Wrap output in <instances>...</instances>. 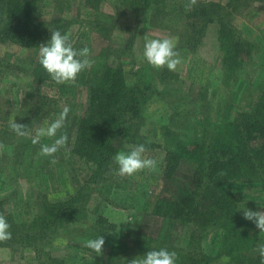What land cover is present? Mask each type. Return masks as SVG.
I'll list each match as a JSON object with an SVG mask.
<instances>
[{
	"label": "trees",
	"instance_id": "16d2710c",
	"mask_svg": "<svg viewBox=\"0 0 264 264\" xmlns=\"http://www.w3.org/2000/svg\"><path fill=\"white\" fill-rule=\"evenodd\" d=\"M169 1L127 0L136 25L147 20L162 30L180 31L177 47L189 53L200 42L206 28L216 24L225 79L228 73L237 71L249 59L254 45L242 38L233 25V19L248 4L260 0H227L226 3L209 1L190 11L170 9ZM48 2L56 5L55 12L59 19L44 24L37 20V15ZM90 3V0H86V7L93 8ZM69 9V0H0V44L9 42L23 48L46 45L51 38L49 30L69 33V20L60 17ZM96 15L95 28L91 29L96 33L98 29L108 32L116 26V22H112L107 15ZM83 34L70 35L73 45L76 49L87 47L90 50L88 39ZM109 57V53L103 49L92 61L97 67L86 74L89 76L88 84L85 83L88 89L86 111L78 122L74 141L67 151V157L71 161H83L87 171L82 178L77 176L74 181L72 179V192L60 200L49 202L44 197L41 211L30 213L25 205V222H20L13 211H5L0 204V214L10 224L12 233V238L0 244V248L14 244L31 247L38 264V259L46 255L45 246H49L56 237L68 240L69 224L82 221L83 218L85 223L89 213H93L94 218L86 237L90 240L102 236L112 251L115 264H127L129 257L144 256L148 251L161 248L176 253L175 264H213L222 258H227V264H260V257L252 256L256 238L241 227L236 216L235 186L236 183L255 182L261 185L264 192V93L256 99L251 111L237 113L231 120L205 125L197 142H190L181 135L171 138L173 147L165 154L164 177L170 179L181 160L194 164L192 176L180 198L154 195L149 197L148 203L152 206L151 216L188 227L186 246L177 248L165 245L159 239H152L146 232H136L130 238L123 239L115 234V224H110L104 215L107 207L119 206L112 203L111 197L132 189V185L129 189L126 186L130 178L115 175L117 166L113 157L122 145L144 144L146 150L156 147L139 136L144 123L138 121V115L145 89L139 80L128 85L122 66L111 64ZM30 78V83L35 87L55 83L39 62ZM46 101L44 95L27 92L21 111L23 117L18 123L30 128L39 120H53L59 111L55 102ZM11 147L12 157L26 172L24 178L40 192L42 168L33 167L36 166L33 161H39L34 159L40 157V143L34 145L32 140L20 137L11 143ZM51 159L45 157L44 162H50ZM55 159L57 163L64 160ZM102 190H105L106 196L96 200L93 211L86 212V204ZM210 232L218 234V249L211 261L203 250V239Z\"/></svg>",
	"mask_w": 264,
	"mask_h": 264
},
{
	"label": "rangeland",
	"instance_id": "374dc122",
	"mask_svg": "<svg viewBox=\"0 0 264 264\" xmlns=\"http://www.w3.org/2000/svg\"><path fill=\"white\" fill-rule=\"evenodd\" d=\"M86 0H69L70 9L61 14V18L70 22L69 33L74 36L85 33L90 48L89 59L94 61L106 49L109 61L113 65L122 66L128 85L139 84L145 89L142 95L143 103L139 112V122L144 123L139 136L156 148L148 149L146 158L156 161L154 170H143L126 182L129 189L111 197L112 205L104 210V215L110 224H115V234L120 238H130L136 232H146L152 239H159L165 245L183 248L188 242V227L177 222L167 221L150 215L149 197L162 195L171 199L180 198L187 188V182L192 176L194 164L181 160L173 176L166 179L163 175L165 154L171 149V138L176 135L197 142L202 128L207 124L221 120H231L237 113L249 112L253 109L256 99L264 93V0L252 2L240 11L233 19L234 27L242 38L254 45L251 55L242 67L233 73H228L226 79L221 66V54L217 41L218 26L210 24L192 52L178 49L177 30H162L145 20L136 25L133 12L127 0H90L93 8L86 7ZM222 2L227 0H197L192 7L197 8L204 2ZM170 9L187 11L188 0H170ZM56 5L48 2L40 9L37 20L48 24L50 20L59 19L55 12ZM191 9V10H192ZM104 14L116 26L106 32L105 29L95 30L96 14ZM115 20V21H114ZM157 25V23H156ZM181 29V28H180ZM51 33V30H49ZM88 32V34H87ZM148 38L172 37L176 45L175 51L180 54L182 64L175 72L151 67L143 58L144 36ZM39 46L23 48L12 43L0 44V204L5 211H13L20 222L27 220L25 205L30 213L42 210V199L49 202L60 200L72 192V179L82 178L87 171L83 161H71L67 157L76 134L78 122L86 111L88 89V70L82 71L74 84L58 85L44 83L34 86L30 83V75L38 61ZM102 51V52H101ZM105 57L106 55L103 54ZM107 57V56H106ZM89 77V76H88ZM86 83V84H85ZM30 84V85H29ZM29 86V88H27ZM34 91L44 95L47 102H55L58 114L53 120L42 119L29 128L30 135L25 138L32 140L36 129L53 122L63 107L72 105L64 126L58 130L56 137L41 138V145L52 144L54 139L67 134V144L61 148L55 158H64L59 163L44 162L45 156H37L33 161L41 166V189L31 187L26 181L24 168L17 165L12 157L11 143L17 141V136L9 127L10 118L21 122V111L24 108L25 94ZM35 98H33L34 100ZM44 106V105H43ZM22 139V138H21ZM128 152L129 146L122 145L118 152ZM65 161V162H64ZM31 166V165H30ZM237 212L239 224L256 238V247L264 244V235L259 233L254 223L243 218L244 210L264 211V192L259 183H236ZM92 196L86 204V212L93 211L96 200L106 196L105 190ZM110 201V200H109ZM94 218L89 213L87 222L77 221L69 224L68 240L54 238L49 246L44 247L45 256L38 259L44 264H115L112 251L105 242L102 254L92 252L85 247ZM217 233H209L203 239V250L209 260H214L218 249ZM210 248V249H209ZM0 252V264H37L36 256L31 247L14 244ZM211 250L209 253L208 251ZM110 255V257H109ZM255 257H259L255 251ZM111 258V259H110ZM136 258V257H135ZM128 262L134 258H127ZM227 260H215L213 264H227ZM38 263V264H39ZM125 264V263H122ZM128 264V263H127Z\"/></svg>",
	"mask_w": 264,
	"mask_h": 264
},
{
	"label": "clouds",
	"instance_id": "9594fccd",
	"mask_svg": "<svg viewBox=\"0 0 264 264\" xmlns=\"http://www.w3.org/2000/svg\"><path fill=\"white\" fill-rule=\"evenodd\" d=\"M197 3V0H188L185 5L186 10L190 11ZM144 51L143 58L147 63L161 70L165 67L168 71L175 72L179 65L182 64L180 54L175 51L174 38L172 37H157L148 38L144 36ZM38 60L42 68L46 71L50 79L58 85L74 84L78 75L91 67L92 61L89 59L90 50L87 47L76 49L71 40L70 33H62L60 30H52L51 38L48 43L39 46ZM70 108L63 107L58 117L47 126L36 129L35 135L32 138V143H40L41 138L56 137L58 130L64 126V122L68 116ZM10 129L19 137L29 136V127L15 122L14 118L9 120ZM68 141L67 134H62L59 138L54 139L52 144L41 145L40 156L52 157L50 163L55 164V154L63 148ZM2 147V145H0ZM146 147L144 144L130 145L128 152H118L113 157V161L117 166L115 175L124 178L132 177L137 173L147 169L154 170L156 161L151 158H146ZM243 218L254 223L261 235H264V211L244 210ZM10 224L0 214V244L6 243L12 238V233L9 230ZM105 240L102 236L95 239H90L85 243V247L102 254V249ZM255 251L260 257V264H264V244H259ZM0 252H7V249H0ZM227 258H222L226 260ZM176 253L170 252L166 248L159 250L148 251L144 256L136 257L128 262V264H175Z\"/></svg>",
	"mask_w": 264,
	"mask_h": 264
}]
</instances>
